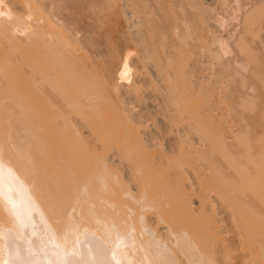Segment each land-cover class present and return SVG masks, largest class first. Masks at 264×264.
Segmentation results:
<instances>
[{
  "label": "bare ground",
  "instance_id": "obj_1",
  "mask_svg": "<svg viewBox=\"0 0 264 264\" xmlns=\"http://www.w3.org/2000/svg\"><path fill=\"white\" fill-rule=\"evenodd\" d=\"M262 1L0 0V264H264Z\"/></svg>",
  "mask_w": 264,
  "mask_h": 264
},
{
  "label": "crops",
  "instance_id": "obj_2",
  "mask_svg": "<svg viewBox=\"0 0 264 264\" xmlns=\"http://www.w3.org/2000/svg\"><path fill=\"white\" fill-rule=\"evenodd\" d=\"M263 3H264V0L262 1ZM262 6H263V4H262ZM262 8V7H261ZM264 9V8H263ZM250 19H251V22L253 21L254 22V18H249L248 20L250 21ZM256 21V20H255ZM253 22H252V24H253ZM247 23H248V21H247ZM252 24H250V25H252ZM244 26H245V24H244ZM249 26V25H248ZM247 25L245 26V27H243L244 28V30L248 27ZM250 27V26H249ZM255 27V26H254ZM256 28V27H255ZM254 28V29H255ZM243 30V32H245L246 33V31H244ZM245 33H243V34H245ZM246 34H248V33H246ZM249 35V34H248ZM241 43V42H240Z\"/></svg>",
  "mask_w": 264,
  "mask_h": 264
}]
</instances>
